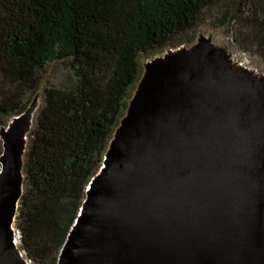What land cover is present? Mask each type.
<instances>
[{
	"label": "water",
	"instance_id": "water-1",
	"mask_svg": "<svg viewBox=\"0 0 264 264\" xmlns=\"http://www.w3.org/2000/svg\"><path fill=\"white\" fill-rule=\"evenodd\" d=\"M173 83L150 79L86 188L58 264H264V130ZM22 135H7L0 157V264H21L8 222L22 193Z\"/></svg>",
	"mask_w": 264,
	"mask_h": 264
},
{
	"label": "trees",
	"instance_id": "trees-1",
	"mask_svg": "<svg viewBox=\"0 0 264 264\" xmlns=\"http://www.w3.org/2000/svg\"><path fill=\"white\" fill-rule=\"evenodd\" d=\"M216 3L0 0V76L7 86L0 89V129L27 112L48 65L59 64L73 77L66 86H43L27 133L14 225L30 264H58L139 78L141 55L174 46ZM238 5L244 10L229 20L242 28V43L264 56V0Z\"/></svg>",
	"mask_w": 264,
	"mask_h": 264
},
{
	"label": "rangeland",
	"instance_id": "rangeland-1",
	"mask_svg": "<svg viewBox=\"0 0 264 264\" xmlns=\"http://www.w3.org/2000/svg\"><path fill=\"white\" fill-rule=\"evenodd\" d=\"M236 10H244L242 5H238V0H217L216 4L201 13L192 30L177 40L174 46L170 45L141 55L139 78L131 89L127 108L113 133L107 151L116 152L122 134L136 116L143 95L148 90L150 79L156 75L170 77L174 85L180 84L186 91L195 92L208 107L224 113H232L244 124L264 130V56L254 44L242 43L241 37H238L239 32L243 31L242 28L236 22L229 20V16ZM246 30L249 32V29ZM244 34L247 33L244 31ZM198 52H205L211 63L218 64V72L214 77L210 78L212 74L204 70L209 80L200 79L192 73L191 61L187 58ZM247 71L256 74L252 77L257 80L254 87L247 86L250 85L249 81L239 84L240 81L246 80ZM72 79L71 72L66 71L63 66L48 65L41 75L43 83L32 98L27 112L13 118L6 127L0 129L2 144L7 135L16 130H22L27 138L34 115L40 106L45 84L66 86L72 82ZM4 87H7L6 83L0 76V89ZM15 233L18 246L19 236L16 231ZM19 253L25 257L23 251ZM27 262L30 264L28 260Z\"/></svg>",
	"mask_w": 264,
	"mask_h": 264
},
{
	"label": "bare ground",
	"instance_id": "bare-ground-1",
	"mask_svg": "<svg viewBox=\"0 0 264 264\" xmlns=\"http://www.w3.org/2000/svg\"><path fill=\"white\" fill-rule=\"evenodd\" d=\"M201 54V55H200ZM191 61V70L193 74H196L200 79H208L209 78L206 76L204 70H208L212 75L210 76V78L214 75H217L218 69H217V65L215 63H211L208 58L207 55L205 54V52L203 53H195L192 57L188 56V58ZM210 63H208V62ZM256 74L253 71H247L246 72V76H245V81H240L239 84H243L246 81L250 82V85L247 86H252L254 87V84L257 83V80L253 79L252 77H254ZM214 79V78H213ZM263 103V102H262ZM205 104V103H204ZM26 134L23 133V136L21 138V140L19 141V151H18V155H17V159H16V179H17V185L15 187L17 193L19 194L20 192V182H21V160H22V154L23 151L25 149V143H26ZM263 157H264V146H263ZM96 175H100L96 174ZM94 176V179L92 180L93 182H97V176ZM14 209V206H13ZM8 229H9V235H10V243H11V249L12 251L15 253L16 257L19 259L21 264H25L24 260H23V256L21 253H19L18 249H17V240H16V233L14 230V217L13 214L11 215L9 222H8Z\"/></svg>",
	"mask_w": 264,
	"mask_h": 264
}]
</instances>
